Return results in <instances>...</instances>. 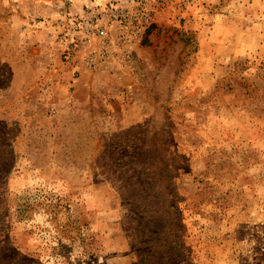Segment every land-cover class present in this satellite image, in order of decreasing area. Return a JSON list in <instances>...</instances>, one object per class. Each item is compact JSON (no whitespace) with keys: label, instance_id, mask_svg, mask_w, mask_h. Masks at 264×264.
I'll return each instance as SVG.
<instances>
[{"label":"rangeland","instance_id":"1","mask_svg":"<svg viewBox=\"0 0 264 264\" xmlns=\"http://www.w3.org/2000/svg\"><path fill=\"white\" fill-rule=\"evenodd\" d=\"M0 264H264V0H0Z\"/></svg>","mask_w":264,"mask_h":264},{"label":"built area","instance_id":"2","mask_svg":"<svg viewBox=\"0 0 264 264\" xmlns=\"http://www.w3.org/2000/svg\"><path fill=\"white\" fill-rule=\"evenodd\" d=\"M103 12L98 11L96 14H94V16H92V20L91 22L87 21V26H86V30L88 32H92L93 34L95 33L94 30H96L98 32L99 35H105L106 34V29L104 27V17L102 15ZM109 17H107V22L109 24V22L113 23H117L119 24L121 27H124L123 25V19L122 14H120V12L118 10L116 11H111L108 13Z\"/></svg>","mask_w":264,"mask_h":264}]
</instances>
